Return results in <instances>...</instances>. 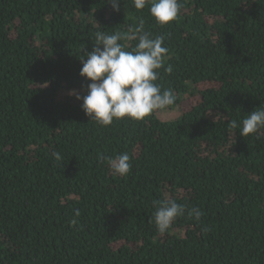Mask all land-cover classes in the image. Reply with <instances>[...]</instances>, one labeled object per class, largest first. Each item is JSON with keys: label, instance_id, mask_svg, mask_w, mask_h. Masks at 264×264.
Wrapping results in <instances>:
<instances>
[{"label": "trees", "instance_id": "trees-1", "mask_svg": "<svg viewBox=\"0 0 264 264\" xmlns=\"http://www.w3.org/2000/svg\"><path fill=\"white\" fill-rule=\"evenodd\" d=\"M178 3L160 25L133 0H0V264H264V129L229 127L264 106V0ZM141 25L168 50L164 110L199 100L101 126L72 94L90 83L81 59L97 31L132 51ZM121 153L123 177L107 164ZM165 198L186 212L161 235Z\"/></svg>", "mask_w": 264, "mask_h": 264}, {"label": "clouds", "instance_id": "clouds-1", "mask_svg": "<svg viewBox=\"0 0 264 264\" xmlns=\"http://www.w3.org/2000/svg\"><path fill=\"white\" fill-rule=\"evenodd\" d=\"M113 9L120 11V0H109ZM150 3V14L160 25H167L175 20L180 11L178 0H133L136 9H144ZM139 33L138 44L132 51H125L120 43L124 37L120 32L106 34L97 31L94 46L81 59L80 75L90 81L86 95L73 91L78 100H82V110L97 124L108 127L114 120L129 118L140 121L158 110H164L175 103L172 90H163L155 83L158 69L163 65L167 48L163 46L164 38L143 30V25L136 29ZM171 71V69H168ZM229 127L239 128V134L247 137L264 129V106L248 113L240 122L229 121ZM56 160L61 156L53 152ZM103 161L106 158L101 156ZM131 156L128 153L117 154L107 158L112 174L127 176L131 170ZM154 221L158 232L165 234L173 222L185 215L186 208L172 199L154 201ZM189 216L199 220V209L187 210ZM79 215V212H76Z\"/></svg>", "mask_w": 264, "mask_h": 264}, {"label": "rangeland", "instance_id": "rangeland-1", "mask_svg": "<svg viewBox=\"0 0 264 264\" xmlns=\"http://www.w3.org/2000/svg\"><path fill=\"white\" fill-rule=\"evenodd\" d=\"M203 87L205 86L200 85L199 89ZM198 98L199 96L195 92L194 95L183 98V102L177 110H161L157 112V115L163 121L174 120L182 114V111L189 110L199 100Z\"/></svg>", "mask_w": 264, "mask_h": 264}]
</instances>
